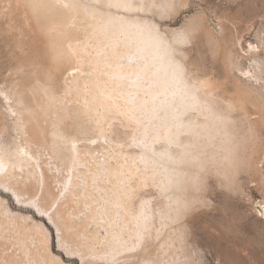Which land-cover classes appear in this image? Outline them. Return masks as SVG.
I'll use <instances>...</instances> for the list:
<instances>
[{
  "label": "bare ground",
  "instance_id": "obj_1",
  "mask_svg": "<svg viewBox=\"0 0 264 264\" xmlns=\"http://www.w3.org/2000/svg\"><path fill=\"white\" fill-rule=\"evenodd\" d=\"M181 7L0 0L11 41L9 78L0 79V264L185 262L166 257L174 245L154 220L193 219L208 199L190 196L192 187L208 173L222 183L237 175L244 140L230 110L191 78L183 45L194 29L147 15ZM113 143L139 147L130 156L141 172L126 153L113 156ZM99 228L104 243L95 246Z\"/></svg>",
  "mask_w": 264,
  "mask_h": 264
},
{
  "label": "rangeland",
  "instance_id": "obj_2",
  "mask_svg": "<svg viewBox=\"0 0 264 264\" xmlns=\"http://www.w3.org/2000/svg\"><path fill=\"white\" fill-rule=\"evenodd\" d=\"M178 1L182 7L176 16L147 15L169 29L178 30L184 23L194 29L190 42L183 45L191 78L230 110L244 144L237 175L228 183L208 173L204 184L192 187L190 196L206 194L208 199L196 203L193 219H165V226L155 219L154 227L160 229L162 240L170 234L166 244L174 246L166 248V257L177 253L183 264H264V0ZM10 42L0 19V79L9 78ZM237 66L249 70L260 83L253 85L239 77ZM138 150L132 144L113 143V156L126 153L125 161L141 172V165L130 156ZM144 194L147 200L155 199V206L153 188L148 186ZM98 203L94 200L91 205L99 210ZM96 218L105 221L103 216ZM97 233L95 246L104 243L105 230L99 228ZM151 259L152 264H178L160 261L159 255Z\"/></svg>",
  "mask_w": 264,
  "mask_h": 264
}]
</instances>
